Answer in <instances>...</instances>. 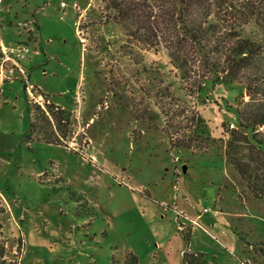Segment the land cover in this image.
<instances>
[{"label": "rangeland", "instance_id": "1", "mask_svg": "<svg viewBox=\"0 0 264 264\" xmlns=\"http://www.w3.org/2000/svg\"><path fill=\"white\" fill-rule=\"evenodd\" d=\"M111 14L102 0H0V264H182L184 251L264 264V152L231 144L245 176L226 156L236 109L263 97L245 78L199 89L163 46H129ZM245 33L264 39L253 19ZM34 39L26 77L2 49ZM196 113L209 139L171 145Z\"/></svg>", "mask_w": 264, "mask_h": 264}, {"label": "trees", "instance_id": "2", "mask_svg": "<svg viewBox=\"0 0 264 264\" xmlns=\"http://www.w3.org/2000/svg\"><path fill=\"white\" fill-rule=\"evenodd\" d=\"M104 7L111 11L110 18L121 26L129 46L140 49L166 48L174 65L184 79L193 78L201 89L208 80L214 83L234 82L245 78L251 100H264V39L245 33L246 26L253 19L264 36V0H102ZM263 60V61H262ZM25 90L27 85L25 84ZM46 96V94H45ZM258 99V101H256ZM242 114H238V130H231L226 156L233 167L244 175L247 166L235 158L231 160V144L236 141L253 142L264 152V141L254 138L256 127L264 124V103L258 102ZM38 109L45 116L44 104L38 102ZM58 122H67L72 112L50 104ZM251 105V104H250ZM249 106V105H248ZM31 132L36 135L33 109ZM167 114V113H166ZM193 134L175 141L174 147L192 148L201 136L209 139L206 125L199 114H195ZM46 117V116H45ZM176 117V116H175ZM252 133V134H251ZM40 135V133H38ZM51 143H64V139L37 138ZM252 145V144H251ZM182 264H210L205 254L184 251Z\"/></svg>", "mask_w": 264, "mask_h": 264}, {"label": "built area", "instance_id": "3", "mask_svg": "<svg viewBox=\"0 0 264 264\" xmlns=\"http://www.w3.org/2000/svg\"><path fill=\"white\" fill-rule=\"evenodd\" d=\"M30 51H31V47L27 43H22L18 45L16 48H6L3 46L2 59L3 61H9L12 65H16L20 69L21 73H23L27 77L25 69L21 65V61L27 58V55L30 53ZM10 70L12 71L13 69ZM232 126L234 125L232 124Z\"/></svg>", "mask_w": 264, "mask_h": 264}, {"label": "crops", "instance_id": "4", "mask_svg": "<svg viewBox=\"0 0 264 264\" xmlns=\"http://www.w3.org/2000/svg\"><path fill=\"white\" fill-rule=\"evenodd\" d=\"M37 29H38V31L40 30V26H39V25H38ZM39 35H40V34H39ZM0 41H1V44H2V45H5L4 42H3V40H0ZM37 41H38L37 39H34L33 41H31V42L29 43V45H30V44H32V45H38V44H37V43H38ZM32 56H34V58L37 59L38 57H41V54H32ZM61 107H62V106H61ZM185 213H186V216H185V217L188 216L189 218L187 217V219L190 220V221H192V219H193V221L196 222V221H199V219H200L199 216H194V215L188 214L186 211H185ZM190 218H192V219H190ZM201 218H202V217H201ZM196 223H199V222H196Z\"/></svg>", "mask_w": 264, "mask_h": 264}]
</instances>
